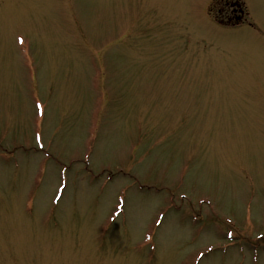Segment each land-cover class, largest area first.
Masks as SVG:
<instances>
[{"label":"rangeland","instance_id":"rangeland-1","mask_svg":"<svg viewBox=\"0 0 264 264\" xmlns=\"http://www.w3.org/2000/svg\"><path fill=\"white\" fill-rule=\"evenodd\" d=\"M0 264H264V0H0Z\"/></svg>","mask_w":264,"mask_h":264},{"label":"flooded vegetation","instance_id":"flooded-vegetation-1","mask_svg":"<svg viewBox=\"0 0 264 264\" xmlns=\"http://www.w3.org/2000/svg\"><path fill=\"white\" fill-rule=\"evenodd\" d=\"M222 9L225 10V12L224 11L222 12L226 14L225 16L227 18H233V16L235 17L238 16V13H236V11L233 9V7L230 4L223 5ZM226 10H227V13H226Z\"/></svg>","mask_w":264,"mask_h":264}]
</instances>
